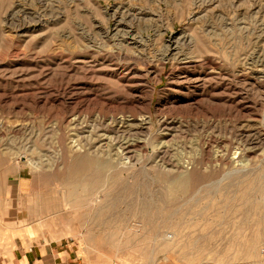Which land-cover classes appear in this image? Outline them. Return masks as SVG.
<instances>
[{
	"label": "rangeland",
	"instance_id": "obj_1",
	"mask_svg": "<svg viewBox=\"0 0 264 264\" xmlns=\"http://www.w3.org/2000/svg\"><path fill=\"white\" fill-rule=\"evenodd\" d=\"M82 156L110 166L68 196ZM16 214L87 264H264V0H0V229Z\"/></svg>",
	"mask_w": 264,
	"mask_h": 264
},
{
	"label": "crops",
	"instance_id": "obj_2",
	"mask_svg": "<svg viewBox=\"0 0 264 264\" xmlns=\"http://www.w3.org/2000/svg\"><path fill=\"white\" fill-rule=\"evenodd\" d=\"M0 229V264H87L68 236L50 234L16 214Z\"/></svg>",
	"mask_w": 264,
	"mask_h": 264
},
{
	"label": "bare ground",
	"instance_id": "obj_3",
	"mask_svg": "<svg viewBox=\"0 0 264 264\" xmlns=\"http://www.w3.org/2000/svg\"><path fill=\"white\" fill-rule=\"evenodd\" d=\"M234 8H235L234 13H237L239 6H236ZM234 19H236V17L232 18V20H234ZM230 25H231V28L235 27V25H233V24H230ZM124 149L127 150L128 147H125ZM127 154H128V152H127ZM109 166H110L109 162H101L99 160H93L91 158H88L87 156H82V157L78 158L77 160H75L67 172V178L65 181L66 182L65 184H66L67 189H68L67 195L73 196V194L80 189H83L82 191L91 190L92 187L99 184V181H101V179H102L103 171L106 168H108ZM233 172H235V173H247L248 171L246 169L245 170L239 169V170H234ZM186 191H187V180L185 178H183L182 176H176L168 182L166 194L168 195L167 197L169 198L170 201H175L179 195L184 194ZM234 198L235 197H232V199H234ZM224 199L226 200V198H224ZM93 201L96 203V196L91 197V202H93ZM152 202H153V200H152ZM107 204H108L107 201L106 202L105 201L100 202V203H98V208L107 207ZM70 209L72 210L73 207ZM71 210H70V213H73L74 210L73 211H71ZM143 211L144 210L142 208L141 209L142 214H143ZM147 213H148V211L145 212V215ZM121 221H119V222L122 224H119V225L124 227V228H128V227H135V228L138 227L141 229L146 228L144 223L142 221H139V220L132 219V220H128L129 222L126 221V223L123 219H121ZM235 222L238 223V221H235ZM177 238H178V236H177L176 232L171 233V234L164 233V234L158 235L156 237L157 240L163 242L164 244H169L170 242L173 243L174 241L177 240ZM190 240L195 242L196 237L195 238L191 237Z\"/></svg>",
	"mask_w": 264,
	"mask_h": 264
}]
</instances>
